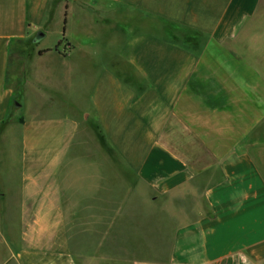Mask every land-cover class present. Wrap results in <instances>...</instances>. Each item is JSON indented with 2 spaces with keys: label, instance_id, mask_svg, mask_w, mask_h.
<instances>
[{
  "label": "crops",
  "instance_id": "0c3cea01",
  "mask_svg": "<svg viewBox=\"0 0 264 264\" xmlns=\"http://www.w3.org/2000/svg\"><path fill=\"white\" fill-rule=\"evenodd\" d=\"M0 264H264V0H0Z\"/></svg>",
  "mask_w": 264,
  "mask_h": 264
},
{
  "label": "rangeland",
  "instance_id": "374dc122",
  "mask_svg": "<svg viewBox=\"0 0 264 264\" xmlns=\"http://www.w3.org/2000/svg\"><path fill=\"white\" fill-rule=\"evenodd\" d=\"M120 25L118 24H114L113 26L110 25L108 28L106 27L104 30H102V27H95L94 25L92 26L91 24H87V25H82L80 27H71L70 30L68 31L70 33V35H73L74 33H78L79 37L81 39H84L85 42H81L83 43L82 46L75 52L77 54H93L95 51V48L93 46H95L94 44H92L93 46L89 45L88 42L89 41H96L98 39L101 40H111L113 38H115L116 36H118L120 32H122V28H119ZM117 34V35H116ZM184 36H189V34H185ZM55 37L49 36V38L47 39L46 43L47 45H51L54 41ZM89 45V46H86ZM45 47V46H44ZM98 50L101 49V47H96ZM88 64V62H87ZM75 63H72V77H70V79H62V78H58L57 73H51L49 74V76H47L44 80H43V84L45 85V87L47 88H52L54 87V89H58V92H60L61 96H64L65 98H73V99H77V97H82V95H78V93L80 92V90L86 89V87H88V85H84L82 87V83H83V79H84V75L82 74V70L81 72L79 71V69H73L74 68ZM90 82V80H88ZM46 88V89H47ZM49 90V89H48ZM60 90V91H59ZM29 102H31V98H29ZM174 209V208H173ZM156 209H154L152 207V211H155ZM169 211V210H168ZM167 211V212H168ZM170 215V214H168ZM137 227L138 224H136ZM169 224H168V228H169ZM145 232H150L149 235H151L152 237V233L157 231V224L150 222L149 227L148 225L145 227ZM146 234V233H145Z\"/></svg>",
  "mask_w": 264,
  "mask_h": 264
}]
</instances>
